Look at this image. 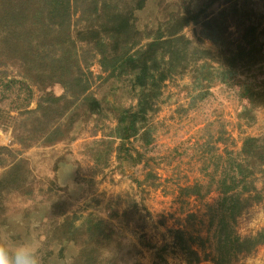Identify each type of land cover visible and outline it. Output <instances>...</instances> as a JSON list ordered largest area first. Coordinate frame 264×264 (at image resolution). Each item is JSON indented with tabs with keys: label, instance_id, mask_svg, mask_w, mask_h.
<instances>
[{
	"label": "rangeland",
	"instance_id": "obj_1",
	"mask_svg": "<svg viewBox=\"0 0 264 264\" xmlns=\"http://www.w3.org/2000/svg\"><path fill=\"white\" fill-rule=\"evenodd\" d=\"M188 1L202 10V18L214 15L228 24L226 48L238 46L244 34L253 39L237 77L250 79L259 91L251 113L254 121L244 120L250 119L242 114L248 101L236 80L213 82L200 96L185 74L165 82L150 120L154 141L143 149L131 139L126 152H117L119 140L107 136L115 123L112 107L134 103L126 91L111 95L109 83L93 86L100 99L107 96L110 101L103 102L106 116L100 121L90 117L74 140L25 146L14 141L12 125L0 127V242L12 246L30 241L42 264H70L87 238L69 228L92 213L116 231L107 239H89L95 264H187L190 247L202 257L206 253L199 264H215L208 205L217 193L198 197L179 187L199 182L201 193L214 189L221 174H234L243 137L264 135V0ZM157 10L156 0L150 1L137 13L140 25L155 20ZM200 31V22L184 28L194 42L217 49L209 39L200 40ZM92 69L99 71L97 65ZM64 81L59 70L42 73L32 87L29 107H35L38 98L58 100ZM2 85L0 107L27 102L21 83L16 82L12 92L1 91ZM134 147L141 161L136 162ZM261 168L250 161H242L239 168L240 176L250 177L248 187L259 192L233 222L241 236L264 230ZM224 264H264V243Z\"/></svg>",
	"mask_w": 264,
	"mask_h": 264
},
{
	"label": "trees",
	"instance_id": "obj_2",
	"mask_svg": "<svg viewBox=\"0 0 264 264\" xmlns=\"http://www.w3.org/2000/svg\"><path fill=\"white\" fill-rule=\"evenodd\" d=\"M150 1L0 0V86L5 83L1 91L12 92L16 82L27 90L25 104L0 107V127L12 125L14 141L25 146L74 140L90 117L100 121L106 116L103 102L109 105L110 101L107 96L100 99L93 86L109 83L111 95L126 91L134 103L112 107L115 123L107 136L112 141L119 140L117 152H126L125 145L131 144V139L143 149L154 141L150 120L158 110L165 82L185 74H189L200 96L213 82L236 80L248 101L242 114H249L250 119L244 120L251 124L259 91L250 79L237 77V68L250 51L246 47L253 44V39L244 34L238 46L226 48L228 24L216 21L214 15L204 14L202 18V10L193 8L188 0H156L155 20L140 25L137 13ZM198 22L200 40L209 39L217 49L204 47L186 36L184 28ZM94 65L99 67L98 72L92 69ZM51 70L64 74L63 93L56 101L38 98L36 106L29 107L32 87L39 83L42 73ZM134 150L136 162L141 161L142 154L135 147ZM127 154L131 157V153ZM239 155L234 174L230 178L221 174L214 189L201 193L199 182L179 187L185 194L198 197L211 190L217 193L215 202L208 205L217 253L215 264H224L264 243V230L241 236L233 227L236 217L251 205L252 197L259 195L248 187L250 177L239 175V168L242 161L258 165V169L264 166V135H245ZM260 172L264 174V169ZM69 230L87 238L70 264H95V249L89 239L100 241L116 233L92 213ZM190 248L187 264H199L207 257L205 252L202 257L198 249Z\"/></svg>",
	"mask_w": 264,
	"mask_h": 264
},
{
	"label": "clouds",
	"instance_id": "obj_3",
	"mask_svg": "<svg viewBox=\"0 0 264 264\" xmlns=\"http://www.w3.org/2000/svg\"><path fill=\"white\" fill-rule=\"evenodd\" d=\"M0 264H42L38 249L30 241L10 246L0 242Z\"/></svg>",
	"mask_w": 264,
	"mask_h": 264
}]
</instances>
